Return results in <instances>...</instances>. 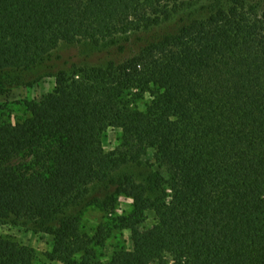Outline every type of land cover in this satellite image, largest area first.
<instances>
[{
	"label": "trees",
	"instance_id": "16d2710c",
	"mask_svg": "<svg viewBox=\"0 0 264 264\" xmlns=\"http://www.w3.org/2000/svg\"><path fill=\"white\" fill-rule=\"evenodd\" d=\"M73 45L107 58L0 104V226L60 264H264V0H0V86ZM0 264L34 255L0 240Z\"/></svg>",
	"mask_w": 264,
	"mask_h": 264
},
{
	"label": "rangeland",
	"instance_id": "374dc122",
	"mask_svg": "<svg viewBox=\"0 0 264 264\" xmlns=\"http://www.w3.org/2000/svg\"><path fill=\"white\" fill-rule=\"evenodd\" d=\"M60 59L49 62L48 66L37 69L31 75L12 76L4 78V83L0 86L3 93L0 94V104L11 102L22 98H40L50 91L54 84L53 73L58 68H67L71 65L76 66H99L104 64L107 54L105 49H95L88 45H73L63 47L59 52ZM118 132L108 130L105 134L102 145L106 151L114 150ZM150 161L147 156L139 161ZM122 172L133 174L138 181L141 180L140 174H144L140 167L129 165L122 168ZM130 200L119 197L115 209V214H126L130 209ZM84 221L88 227H96L102 220L103 215L98 209L89 208L84 213ZM108 217H111L108 215ZM153 223V215L148 214V224ZM0 240L16 242L23 246L28 252L34 255L35 264H60L49 262L45 254L49 253L52 248V239L42 234H34L31 231L13 225L0 226ZM128 234L126 232H114L102 251L103 258H107L114 250L120 247H128Z\"/></svg>",
	"mask_w": 264,
	"mask_h": 264
}]
</instances>
